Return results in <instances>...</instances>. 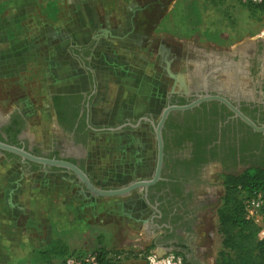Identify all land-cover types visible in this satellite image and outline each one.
Segmentation results:
<instances>
[{
    "label": "flooded vegetation",
    "instance_id": "1",
    "mask_svg": "<svg viewBox=\"0 0 264 264\" xmlns=\"http://www.w3.org/2000/svg\"><path fill=\"white\" fill-rule=\"evenodd\" d=\"M261 4L263 10L258 11L262 14L264 1L255 5ZM97 10L101 34L108 32L115 38H120L118 42L126 43L127 55L133 57L134 61L141 60L147 67L150 78L158 85L160 100L157 109L154 113L150 112L136 119L127 118L117 124H107L104 119L93 122L91 105L100 90L96 78L89 75V94H52L48 97V107L53 115L50 119L55 130L51 127L48 140L38 144L36 141L29 142L25 137L26 118L13 106L15 95L25 88L22 85L19 90H15L13 98L8 93L1 98L4 99L3 104L9 101L6 113L0 111L1 142L23 147L36 156L71 162L84 171L97 187L100 186L94 182L87 167L98 174H101L104 167L118 169L121 175L110 181L112 186L105 188H122L135 181L153 178L157 156L154 127L166 107L189 105L206 95L219 97L258 129L264 127V30L259 31L254 38H243L231 47L215 48L210 44L204 48L197 42L190 43L188 47L180 46L177 50L179 54H175L173 59L167 61L164 55L161 56L163 63L157 70L155 61L150 58L152 55L149 49L138 50L135 46L136 34L132 30L135 24L131 17L133 9L125 20L123 18L125 22L114 27H111L110 18L103 16L99 7ZM172 64L178 65V70L172 71ZM36 68L42 71L41 68ZM33 70L31 72L34 76ZM167 79L169 90L165 91L163 88ZM37 86L39 90L31 88L28 91L41 97L40 83ZM35 118L37 120L38 116L34 115ZM161 134L163 162L159 180L147 189L134 190L124 197L96 198L84 190L71 172L43 168L30 162L22 163L19 158L8 156L5 152H0V156L17 161L20 175L33 176L37 172L53 171L72 175L81 186V191L89 198L113 199L115 206L110 207V211L117 207L119 215L124 219L126 216L122 213L121 201L134 197L135 208L132 211L140 210V218L137 220L146 227L140 233L146 238L142 247L144 254L148 251L159 260L170 258L167 260L168 264H215V258L207 254L203 233V214L213 210L216 212L221 198L217 195L214 177L218 173L228 176L255 168L264 170V129L254 130L225 103L212 99L201 101L189 110L170 112ZM12 138L15 144L10 143ZM90 139L98 151L104 150L107 154L117 152L122 157L125 154V162H128L130 168L117 164L103 165V162L94 160L87 152ZM139 152H144L146 158L144 162H137L138 171L134 172L135 168L131 171L133 162L127 155L134 153L138 156ZM236 171L238 172L235 173ZM103 178L107 180L103 176L100 179ZM95 222L109 226V222L102 218ZM147 237L150 239L147 240Z\"/></svg>",
    "mask_w": 264,
    "mask_h": 264
},
{
    "label": "rangeland",
    "instance_id": "2",
    "mask_svg": "<svg viewBox=\"0 0 264 264\" xmlns=\"http://www.w3.org/2000/svg\"><path fill=\"white\" fill-rule=\"evenodd\" d=\"M6 1L20 2L22 5L29 2L31 14H23L26 8L22 5L16 8L18 11L7 6L6 14L9 18L8 13L16 10L23 18V24L35 31L43 24H50L62 17L67 6L74 0ZM90 1L95 2L103 16L110 18L111 27L121 25L133 9L131 17L135 24L132 27L133 34H136L135 46L138 50L149 49L154 56L150 58L155 61L156 69L162 66L161 56L164 55L167 61L173 59L175 54H179L177 50L180 46L188 47L190 43L197 42L204 48L210 44L215 48L231 47L243 38H254L259 31L264 30V13L261 14L258 9L248 10L244 0ZM172 65V71L178 70V65ZM33 71L35 77L31 81V88H36L37 91L42 71L38 68ZM166 83L163 89L168 91V79ZM15 86L19 88L15 89ZM20 86L22 84L16 82L0 83V99L6 93L13 98L15 90H19ZM8 105L9 101L0 104V111L6 113ZM19 168L20 165L14 159L0 156V264H62L69 255L93 252L87 246L81 248V233L77 231V227L81 225V186L75 178L58 171L25 176L18 173ZM87 170L91 172L94 182L104 188L112 186L110 181L121 175L118 169L110 167H104L101 174L93 172L90 167ZM225 175L218 173L214 177L219 197L223 194ZM102 176L108 180H101ZM20 201L22 206L17 209L15 203ZM88 209L86 207V214L90 213L87 212ZM203 217L207 254L215 258L221 247V240L216 232V212L208 211ZM100 218L115 228V234L126 229L121 238L122 246L111 238L108 243H99L103 244L99 249L106 252L107 258L115 264H148L146 256L150 254L148 251L144 254L142 250L144 238L139 232L127 229V219L119 215L117 207L101 214ZM263 237L264 234H259V238ZM51 240L52 243L49 244ZM56 249L58 253H55ZM167 260L170 258L165 259Z\"/></svg>",
    "mask_w": 264,
    "mask_h": 264
},
{
    "label": "crops",
    "instance_id": "3",
    "mask_svg": "<svg viewBox=\"0 0 264 264\" xmlns=\"http://www.w3.org/2000/svg\"><path fill=\"white\" fill-rule=\"evenodd\" d=\"M21 5L20 2L0 0V83L21 82L25 86L15 95L13 106L26 118L25 137L29 142H45L50 128L55 130L50 119L53 115L48 107V97L52 94H89V75L96 78L100 90L91 105L93 122L104 119L107 124H117L127 118L136 119L154 113L160 100L158 85L150 78L141 60L134 61L133 57L127 55L126 43L118 42L120 38L108 32L101 34L98 7L94 1H72L62 17L48 25L43 24L35 31L28 25L26 27L23 18L18 15L16 8ZM7 6L17 10L9 12V18ZM22 6L26 8L23 14H31L29 2ZM36 67L41 68L43 73L40 77L41 97L28 91L31 89V79L35 77L31 71ZM3 103L4 99H0V104ZM34 115L38 116V121ZM98 150L90 139L87 152L94 160L103 162V165L117 164L130 168L125 162V154L122 157L117 152L107 154L104 150ZM139 153L138 156L134 153L127 155L133 162L131 171L135 168L134 172H137V162L141 163L146 158L144 152ZM103 181H106L105 178ZM121 203L122 213L127 217V229L144 232L146 227L137 220L140 210L135 209L136 213L132 211L135 208L134 197ZM114 204L113 199H91L81 191V225L77 227L78 233H81V248L87 246L94 251L108 243L110 238L120 245L126 229L123 232L118 230L119 233L115 234V228L95 222ZM20 206L22 201L15 203L17 209ZM86 207L89 214L85 212ZM99 240H104L102 245Z\"/></svg>",
    "mask_w": 264,
    "mask_h": 264
},
{
    "label": "trees",
    "instance_id": "4",
    "mask_svg": "<svg viewBox=\"0 0 264 264\" xmlns=\"http://www.w3.org/2000/svg\"><path fill=\"white\" fill-rule=\"evenodd\" d=\"M264 1V0H263ZM248 10L263 6L247 2ZM11 144L15 140L10 139ZM8 156H12L7 154ZM223 194L216 208L217 234L220 237V250L215 257V264H264V205L261 211L262 223L255 224L245 218L244 196L261 194L264 200V170L255 168L240 174H231L223 180ZM101 240H99V243ZM101 264H115L107 258L106 252L95 251ZM58 253V249L55 250Z\"/></svg>",
    "mask_w": 264,
    "mask_h": 264
},
{
    "label": "water",
    "instance_id": "5",
    "mask_svg": "<svg viewBox=\"0 0 264 264\" xmlns=\"http://www.w3.org/2000/svg\"><path fill=\"white\" fill-rule=\"evenodd\" d=\"M212 99L220 100L223 103H225L231 110L235 112L236 115H238L245 123L251 126L254 130L264 129V127L258 129L250 120L244 117L235 108L231 107V105L227 101L219 97H213V96L206 95L200 98L198 101H195L189 105L166 107L165 109L162 110L160 119L157 125L154 127L155 140L157 144V156H156V168H155L153 178L150 180L135 181L122 188L97 187L90 181L88 175L75 164L65 161V160L49 159L45 157L36 156V155L31 154L27 150H25L23 147L10 145V144L0 141V152L11 154L19 158L22 163L30 162V163H34L36 165L42 166L43 168L45 167L58 168V169H63L68 172H71L76 176L78 181L83 185L84 190L87 191L93 197H96V198L124 197L130 194L134 190L142 189V188L147 189V187L153 185L156 181L159 180L162 162H163V139H162L161 131H162L163 125L169 113L172 111L189 110L193 108L194 106H197L201 101L212 100Z\"/></svg>",
    "mask_w": 264,
    "mask_h": 264
},
{
    "label": "built area",
    "instance_id": "6",
    "mask_svg": "<svg viewBox=\"0 0 264 264\" xmlns=\"http://www.w3.org/2000/svg\"><path fill=\"white\" fill-rule=\"evenodd\" d=\"M262 0H244V2H251L253 4H259ZM243 205L245 208V218L247 220L253 221L257 225H261L262 222V208L264 205V200L261 194H254L252 196L243 197ZM260 234H264L261 231ZM148 264H168L165 259H157L156 257L150 255L147 258ZM62 264H101L99 261L98 254L96 252H84L77 253L75 255L67 256Z\"/></svg>",
    "mask_w": 264,
    "mask_h": 264
}]
</instances>
